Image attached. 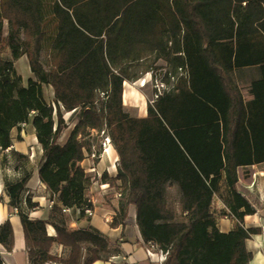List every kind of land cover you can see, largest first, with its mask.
Returning a JSON list of instances; mask_svg holds the SVG:
<instances>
[{
    "label": "trees",
    "instance_id": "obj_1",
    "mask_svg": "<svg viewBox=\"0 0 264 264\" xmlns=\"http://www.w3.org/2000/svg\"><path fill=\"white\" fill-rule=\"evenodd\" d=\"M85 1L97 17L79 13ZM44 9L45 0H0V46L4 41L11 51L9 60L0 57V150L12 147L14 128L32 122L44 151L39 177L54 203L51 216L64 221L68 207L79 209L80 219L91 218L84 209L94 210L87 192L95 180L81 163L94 147L91 133L106 128L121 171L115 179L105 173L101 181H122L127 198L119 219L135 206L145 244L167 253L165 264H249L247 241L261 229L245 228V217L256 211L237 183L238 168L264 163V0H56L48 59L42 57ZM24 55L35 76L27 86L14 66ZM151 60L165 63L157 67L165 83L170 74L177 82L149 102L146 118H132L123 106L124 83L154 71L145 65ZM253 67L259 77L251 83L253 99L245 101L237 73ZM180 68L186 76H179ZM45 86L54 90V105L45 100ZM78 110V122L60 145L64 113ZM11 155L16 168L26 159L13 149ZM29 180L5 181V192L20 213L30 263L108 260L109 240L92 229L68 231L54 223L52 237L49 221L29 218L23 204L29 211L39 207L28 197L23 202ZM174 186L180 215L166 200ZM220 193L238 223L229 233L220 232L211 212ZM54 244L69 248V257L52 255ZM0 245L13 251L10 221L0 226Z\"/></svg>",
    "mask_w": 264,
    "mask_h": 264
},
{
    "label": "crops",
    "instance_id": "obj_2",
    "mask_svg": "<svg viewBox=\"0 0 264 264\" xmlns=\"http://www.w3.org/2000/svg\"><path fill=\"white\" fill-rule=\"evenodd\" d=\"M55 3L56 0H45L44 18L47 31L45 49L42 54L44 59L50 58V44L56 36ZM86 3L85 1V3H81L78 6L79 13L83 12L92 19L97 17L92 8L85 6ZM245 7L246 2H243L239 7L242 13L245 12ZM96 23L97 25L99 24L98 22ZM4 31V38H6L9 31L7 21L4 23ZM0 57L8 60L11 58V51L5 46L4 41L0 46ZM14 66L17 74L22 77L23 86H27L30 79H35L26 55L17 60ZM242 71L251 72L249 79L244 80L247 87L246 94H244L240 86L245 101H250L254 97L251 83L259 77V71L254 67ZM140 90L141 88L138 89L137 84L133 87H128L127 84L124 85L123 106L125 112L132 118H146L148 114L149 101ZM44 97L48 104L54 105L55 93L52 87H44ZM78 112L79 110L75 114L77 115ZM69 114V116L74 115V113ZM74 126L63 131L58 140L60 145H64L67 142ZM11 137L12 147L6 151L0 150V226L7 221L11 222L14 233V248L12 252L6 251L3 253V247L0 245V259L2 261L0 264H31L20 213L10 206V198L5 192V181L16 182L27 175H30V180L26 185L23 202L28 197L33 203L38 204L39 207L29 211L23 204L22 210L28 213L31 220L49 221L50 225L47 226L49 236H56L54 223L65 226L68 231L92 229L107 238L111 245V254L108 260L97 261L94 264H165V261L161 262L158 252H155L153 256L148 254L147 245L137 224L135 206L130 205L128 207L124 221L119 219L121 217V206L125 204L127 198L122 193V181L116 179L114 184L101 181V176L104 173L115 179L121 171L120 156L113 144L107 148L106 152H103L102 137L97 132H92L90 139L94 147L91 154H87L85 160L81 163L85 172L90 177L95 178L87 192V197L94 206L93 216L89 220L80 219L76 212H72L63 218L64 221H59L60 219L51 216V208L48 205L50 192L39 177V170L44 161V151L38 142L32 122L27 123L25 128H14ZM11 149L26 156V159L20 161L18 168H16V158L11 155ZM94 153L98 156L100 155V157L93 159L91 155ZM238 179V192L249 201L256 211L254 215L245 217L244 226L245 228L261 229L259 235H255L251 240L247 241V249L253 254V259L249 264H264V163L238 168ZM172 189H176V187L167 189L166 200L168 204L176 201L175 199L172 201L169 197V190ZM220 196L221 193L214 196L211 212L220 232L229 233L236 229L238 223L236 219L229 216V210L222 202ZM180 199L181 195L178 194V204H180ZM115 222H117L116 226L113 225ZM117 248L119 252H116ZM51 254L61 258H68L70 249L54 244L51 248ZM88 257L89 255L85 249L83 263Z\"/></svg>",
    "mask_w": 264,
    "mask_h": 264
},
{
    "label": "built area",
    "instance_id": "obj_3",
    "mask_svg": "<svg viewBox=\"0 0 264 264\" xmlns=\"http://www.w3.org/2000/svg\"><path fill=\"white\" fill-rule=\"evenodd\" d=\"M179 72H180L179 76H186V74H187L186 71L184 69H182V68L179 69ZM149 74H152V76L154 74L155 77H152L150 80H148L146 75H149ZM170 78H171L170 83H165L162 80L163 77L161 78V75L159 77V76L156 75V73L154 71H149V72L145 73V77H143L141 79H138L137 81L140 80L141 87H145L148 83L154 81V86H155V89H156V93L154 94V98L150 101V103L153 104L159 98V96H161L164 92H170V91L173 90L174 84L177 82V76H174V75L170 74ZM127 83H129V82H125L124 85L127 84ZM130 83H132V82H130ZM101 97L105 98V93H101ZM26 126H27V123H22L20 125V127H22V128H25ZM98 134L103 139V141H102L103 152H106L107 148L112 145L111 137L109 136L106 128L103 131H101L100 133H98ZM91 157L93 159H97V158L100 157V155L98 156L97 154L94 153V154L91 155ZM93 179L95 180V178H93ZM53 204L54 203L51 200H49V202H48L49 208H52ZM63 212L67 213V214H71L72 212H76L77 214H79L80 210L79 209H75V211H74V209H72V208L63 207ZM84 213H85L86 216L92 217L93 214H94V210L91 209V208L86 207L84 209ZM2 252L4 253V252H6V250L4 248H2ZM147 252L151 256H153L155 254V252L156 253L158 252L160 254L159 258H160L161 262L166 261V259H167V253H164L156 245H153L151 243L147 245Z\"/></svg>",
    "mask_w": 264,
    "mask_h": 264
},
{
    "label": "rangeland",
    "instance_id": "obj_4",
    "mask_svg": "<svg viewBox=\"0 0 264 264\" xmlns=\"http://www.w3.org/2000/svg\"><path fill=\"white\" fill-rule=\"evenodd\" d=\"M151 64V65H150ZM146 67L148 66H153L154 68V72L156 73L157 76L160 77L161 75V78L163 77V74L165 73L164 71H159L158 70L160 68L157 69L158 66H161V68H165V63L160 61L158 63H155V64H152V60L151 61H148L146 64ZM150 68V67H149ZM153 70V69H152ZM170 72H173L172 70L169 69ZM148 80H150L152 77H155V75L153 74H149V75H146ZM251 76V72L249 71H239L237 73V80L242 88V91L244 92V94H246V90H247V87H246V84H245V79H249V77ZM141 78L145 77V74L143 75H140L139 76ZM244 81V82H243ZM137 84L138 86V89L141 88V92L145 95V97L147 98V100L150 102L153 98H154V94L156 93V89H155V86H154V81L148 83L145 87H141L140 85V80L139 81H136V82H132V83H127V86L128 87H133ZM150 99V100H149ZM70 114L69 113H64V119L66 121V124H67V128H71L73 125H76V123L78 122V114L76 116H69ZM107 132H108V129H106ZM109 134V132H108ZM113 144V143H112ZM105 174V173H104ZM170 194H169V197L170 199L173 201V199H175L176 201L174 203L170 202V207L173 211H175L178 215H180V204H178V200H177V196H178V189H172V190H169Z\"/></svg>",
    "mask_w": 264,
    "mask_h": 264
}]
</instances>
